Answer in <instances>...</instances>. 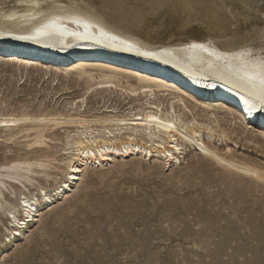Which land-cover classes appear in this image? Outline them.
I'll return each instance as SVG.
<instances>
[{
    "label": "rangeland",
    "instance_id": "rangeland-1",
    "mask_svg": "<svg viewBox=\"0 0 264 264\" xmlns=\"http://www.w3.org/2000/svg\"><path fill=\"white\" fill-rule=\"evenodd\" d=\"M62 1L127 23L132 34L150 44L195 37L223 48L264 50V0ZM15 2L0 0V8H12ZM8 57L0 54V112L68 109L85 87L73 75L69 81L58 80L59 72L52 80L31 66L30 73L20 74ZM92 94L81 109L102 111L104 98L123 113L144 104L118 92ZM197 107L191 110L198 121L214 120L209 108ZM210 125L216 133L220 128L231 132L223 140L216 134L204 137L220 155L229 147L236 158L264 170V138L258 126L230 125L223 116ZM29 131L22 130L8 141L0 137V167L44 157L24 155L35 150L25 146ZM4 134L0 128V135ZM53 157L59 158L47 156ZM178 159L169 168L140 154L104 165L89 164L69 196L50 210L43 208L40 220L25 236L11 242L3 241L7 219L0 211V264H264V182L224 168L193 147ZM33 179L45 184L41 177ZM9 184L10 191L21 193L19 184ZM4 194L6 201H13L9 192Z\"/></svg>",
    "mask_w": 264,
    "mask_h": 264
},
{
    "label": "bare ground",
    "instance_id": "bare-ground-1",
    "mask_svg": "<svg viewBox=\"0 0 264 264\" xmlns=\"http://www.w3.org/2000/svg\"><path fill=\"white\" fill-rule=\"evenodd\" d=\"M53 18H59L61 29L68 32H84L83 26L73 23V19L98 27L89 29L92 38L61 34L60 30L38 39L17 38L33 35L38 27ZM100 28L155 55L143 56L112 47L100 36ZM130 28L127 23H116L112 16L93 14L89 9L62 0H16L14 7L0 8V54L9 56L13 62L9 64L16 71L30 73L27 67L31 66L49 74L52 80L60 72L58 80L69 81L68 76L73 75L85 85L80 89L81 95L69 102L68 109L34 114L0 112L1 132L6 133L0 135L2 141L29 129L25 136L30 140L25 146L35 150L24 155L44 156L0 167V211L7 219L3 241L25 236L28 228L40 220L43 208L50 210L55 202L69 196L83 179L89 164L104 165L132 154H140L148 160L153 157L161 161L164 168H169L187 148L193 147L200 156L224 168L264 182L261 165L236 158L229 153V147L220 155L204 140L214 134L220 140L229 138L231 132L220 128L216 133L210 125L221 116L227 124L238 123V127L251 128L247 124H255L264 138V105L237 86V61L218 60L188 45L204 43L216 53L230 55L252 49L223 48L195 37L177 43L150 44L132 34ZM107 92H118L131 100H142L146 105L130 106L127 113H123L117 111L115 105H108L109 99L103 97L100 108L104 110L81 109L92 93L94 96ZM197 105L209 108L214 120L198 121L192 112ZM152 116L156 119L149 121ZM55 131L62 136H56ZM47 156L59 158L48 159ZM33 176L41 177L45 184L35 181ZM9 183L19 184L21 193L16 195L10 191ZM27 186L33 187L35 192H30ZM5 192H9L13 201L5 200Z\"/></svg>",
    "mask_w": 264,
    "mask_h": 264
},
{
    "label": "snow or ice",
    "instance_id": "snow-or-ice-1",
    "mask_svg": "<svg viewBox=\"0 0 264 264\" xmlns=\"http://www.w3.org/2000/svg\"><path fill=\"white\" fill-rule=\"evenodd\" d=\"M73 23L82 25L84 32H68L67 29H61L59 18H53L38 27L33 35L19 36L17 38L21 40L38 39L39 37L49 35L51 32L56 30H60L61 34L79 36L80 38H92L89 29L98 27L97 25L80 19H73ZM99 34L101 37L108 40L110 42V46L112 47H121L123 51L136 52L143 56L155 55L149 51H141L135 43L130 42L129 40L121 39L118 36L111 35L110 33L105 32L102 28L99 29ZM188 47L200 49L201 51L208 53L210 56H216L218 60L232 59L237 61L238 64L235 73L237 86L243 87L251 95L256 96L260 103L264 105V50H261L260 55H257L250 49H242L239 52L230 55L229 53H216L215 50L210 49L204 43H191ZM156 58L158 59L159 57L157 56ZM148 119L149 121H154L156 117L152 116ZM177 151H179V149H177Z\"/></svg>",
    "mask_w": 264,
    "mask_h": 264
},
{
    "label": "built area",
    "instance_id": "built-area-1",
    "mask_svg": "<svg viewBox=\"0 0 264 264\" xmlns=\"http://www.w3.org/2000/svg\"><path fill=\"white\" fill-rule=\"evenodd\" d=\"M73 59V58H72Z\"/></svg>",
    "mask_w": 264,
    "mask_h": 264
}]
</instances>
